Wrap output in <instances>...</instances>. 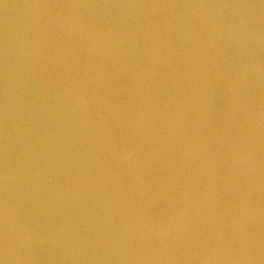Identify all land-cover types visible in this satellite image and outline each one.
Returning <instances> with one entry per match:
<instances>
[{
  "label": "water",
  "instance_id": "1",
  "mask_svg": "<svg viewBox=\"0 0 264 264\" xmlns=\"http://www.w3.org/2000/svg\"><path fill=\"white\" fill-rule=\"evenodd\" d=\"M0 264H264V0H0Z\"/></svg>",
  "mask_w": 264,
  "mask_h": 264
}]
</instances>
